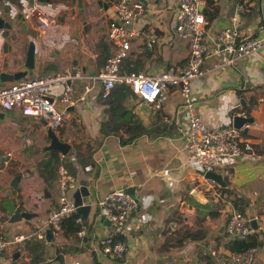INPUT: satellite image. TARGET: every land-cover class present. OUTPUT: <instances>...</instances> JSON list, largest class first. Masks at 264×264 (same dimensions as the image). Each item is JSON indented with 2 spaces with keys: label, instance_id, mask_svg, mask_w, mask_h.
<instances>
[{
  "label": "crops",
  "instance_id": "obj_1",
  "mask_svg": "<svg viewBox=\"0 0 264 264\" xmlns=\"http://www.w3.org/2000/svg\"><path fill=\"white\" fill-rule=\"evenodd\" d=\"M135 1L141 5L136 26L142 34L132 39L121 70L152 73L184 66L188 43L174 33L178 0ZM239 1L204 0V40L210 50L216 46L217 34L228 25H234L240 36L264 34V0H250L242 12L236 9ZM31 2L0 0L1 16L18 30V15ZM39 5L53 22L40 29L27 21L28 35L16 44L10 42L12 51L1 49L2 38L10 34L3 29L0 49L7 69L27 70L25 76L64 68L87 74L99 71L109 55L106 31L114 15L111 4L103 0H40ZM153 31L157 38L149 45L145 34ZM15 34L18 36V31ZM29 39L35 43L33 68L24 64ZM223 54L231 52L211 51L204 57V73L189 81V89L194 110L207 124L232 125V116L246 108L245 115L253 117L242 137L252 143L256 152L223 158L215 170L222 174L224 183L206 181L200 165L189 158L185 148L188 111L177 87H170L161 106L156 107L132 91L121 104L117 92L103 98L102 86L96 82L73 108L69 106L67 117L55 132L71 144L67 154L73 160L76 188L84 181L90 185L86 243L64 228L50 239L46 230L45 238L38 237L37 229L43 226L47 210L56 204L58 194L56 180L51 178L53 172L44 170L40 162L49 138L39 116L23 114L19 109H0V147L11 151V157L0 167V231L7 238L17 233L29 235L19 243L7 244L2 264H31L24 248L28 243L44 245L39 264H218L220 257L201 255L200 249L204 243L212 242L224 253L230 252V237L225 232L226 201L235 196L247 202L243 213L256 217L260 231L256 262L264 264V47L232 63H223ZM81 92L82 86L78 85L74 94L79 96ZM110 103L129 111L143 132L131 137L125 125L113 128ZM119 121L123 118L119 117ZM86 143L92 145L90 168L79 162L73 152V145H80L78 150L84 153ZM31 144L36 149H30ZM15 173H20L17 187L8 193ZM118 187H131L137 197V206L126 223L128 252L123 259L97 257L93 248L98 246V238L108 232L109 224L95 217L94 202ZM194 189L202 199L193 193ZM17 205L32 216L13 222L3 220L12 215Z\"/></svg>",
  "mask_w": 264,
  "mask_h": 264
},
{
  "label": "built area",
  "instance_id": "obj_2",
  "mask_svg": "<svg viewBox=\"0 0 264 264\" xmlns=\"http://www.w3.org/2000/svg\"><path fill=\"white\" fill-rule=\"evenodd\" d=\"M109 2L114 15L107 23V37L109 39V55L99 71L87 74L79 70L64 68L52 73L35 72L30 76L5 81L0 84V109H19L23 114L42 116L47 119L46 127L57 129L68 115L69 106L83 99L94 87L96 82L102 86L101 96L109 97L113 88L118 84H126L140 99L160 107L166 98L169 88L177 87L183 105L188 111L189 130L185 148L189 158L195 160L201 167L202 176L206 181L215 182L213 178L205 177V172L215 170L223 158L254 155L256 150L251 142L242 137V129L233 125L205 123L194 110V99L189 89V81L201 76L202 61L211 51L231 52L223 54V63H232L235 58L258 51L264 47V34L257 36H240L234 25L224 27L216 37V46L209 49L204 32L207 19L200 8L204 0H178L177 15L174 33L178 39L188 43L187 63L177 69H161L152 73L143 69L122 71L120 66L128 55L132 39L141 36L136 26V19L141 5L135 0H103ZM250 0H240L236 9L242 12ZM40 0H32L23 11L24 18L43 29L53 22L39 5ZM2 10L0 9V16ZM149 45H152L157 35L153 32L145 34ZM221 46V48H218ZM2 51L0 49V69L2 66ZM264 67V55L262 56ZM82 86V92L75 96V89ZM59 103V104H57ZM244 114V111L240 112ZM246 122L242 127L249 126ZM24 140L29 141L28 137ZM11 157V151H7ZM62 155V154H61ZM88 167H93L88 165ZM56 204L47 210L43 226L37 229L39 238H45V230L49 228L52 235L62 231L61 220L77 210L72 197V191L77 186L75 176L67 166L59 164L56 169ZM228 204L225 232L229 237L245 238L254 233L250 220L256 218L236 209L227 199ZM95 217L104 216L108 219V232L98 238V246L93 248L96 256H105L114 259H123L128 252V244L124 239L128 211L137 206L136 198L126 190L118 187L108 191L102 198L94 202ZM78 223L75 237L79 242L86 243L88 224L82 216L76 218ZM29 235L14 234L7 238L0 231V264L4 261V251L7 244L19 243L28 239ZM256 245L249 246L242 251L224 253L215 247L212 242H206L200 249L201 255L220 257L218 264H258L256 262ZM93 251V249L90 247Z\"/></svg>",
  "mask_w": 264,
  "mask_h": 264
},
{
  "label": "water",
  "instance_id": "obj_3",
  "mask_svg": "<svg viewBox=\"0 0 264 264\" xmlns=\"http://www.w3.org/2000/svg\"><path fill=\"white\" fill-rule=\"evenodd\" d=\"M200 8L202 9L203 5H201ZM18 18L20 19L19 29L15 30L14 25L10 21H7L2 16H0V38L3 36V29H7L10 31V34L8 36L2 38L1 49L3 50V52L4 51H12L11 50L12 45H8L10 42H13L14 44H16L19 41L21 42V40H22L21 37H25L26 35H28V32H29V29L27 26L28 22L24 18L23 12L19 13ZM17 31L19 33L18 36L15 34V33H17ZM26 42H27V48H26L24 64H25V66H27L29 68H33L34 67V59H35V43L32 39H29ZM26 73H27V70L18 69L15 71H11V70L7 69L6 57H4L3 62H2V66L0 69V84H3L7 80H13V79H18V78L24 77L26 75ZM241 106H243V105H241ZM70 108H73V107L70 106ZM2 114L3 113L0 110V117L2 116ZM39 118L41 119L42 124L45 125L47 122V119L42 117V116H39ZM252 121H253V117L247 116V115H244L241 113H236L232 116V125L235 127L241 128L242 131H244V132L247 130L248 126H244V127H242V126L246 122H252ZM46 134L49 138V142L45 146V148L56 149L62 155H65L69 152L71 144L69 142L65 141L63 138L59 137L54 129H52L50 127H46ZM8 159H9V157L7 155V151L5 149H2V147H0V167L4 162L8 161ZM205 177H210L219 183H224L223 178H222V174H220L217 170L206 171ZM19 178H20V173H15L11 177V179L9 181L8 193H11L12 189H15L17 187ZM126 190L129 191L135 197L134 189H132L131 187H127ZM193 193L195 195H197L198 197H200V199H202V197L197 192V190L194 189ZM89 195H90V185L87 181L82 182L78 186V188H76L74 190V192L72 194L74 202L77 205V210L81 213V216L86 221H87V216L89 214V211L91 209L90 203L89 202L86 203L87 197H89ZM135 198H137V197H135ZM130 213H131V211H128L127 215L129 216ZM30 216H32V213L27 212L25 210H21L20 207L17 205L14 208V212L12 213V215H10L9 217H3L2 219L7 220L9 222H13V221L21 219L22 217L27 218ZM101 218H103L105 220V222L109 224L108 219L104 218L103 215H101ZM250 223L254 228H258L256 218H252L250 220ZM46 237H47V239H50L52 237V233H51V230L49 228L46 229ZM16 254H18V252H16L15 255Z\"/></svg>",
  "mask_w": 264,
  "mask_h": 264
},
{
  "label": "trees",
  "instance_id": "obj_4",
  "mask_svg": "<svg viewBox=\"0 0 264 264\" xmlns=\"http://www.w3.org/2000/svg\"><path fill=\"white\" fill-rule=\"evenodd\" d=\"M114 92L118 93V104H121L125 95L127 93H130L131 90L130 87L126 84H118L113 88L110 95L111 94L113 95ZM110 104L111 106L109 105L110 106L109 110L111 109V112L114 116V119L112 117L114 121L112 126L113 128L117 130L121 125H125L131 137L143 132L144 128H140V125L136 123L138 122V119L133 118V115L130 114L129 111L121 109L116 104L113 103ZM247 112L248 110L246 108L244 110V113L248 114ZM119 117L123 118L122 122L119 121ZM242 134L244 135L246 133L242 131ZM91 146H92L91 144L86 143V151L82 153L78 150L80 145H73L74 149L76 150V152L73 151L75 154V158L78 159L79 162L83 163L85 167H87L88 165L93 166ZM42 153H44V155L40 162L43 165L44 170L53 172L51 178L54 177V179L56 180L57 178L56 169L57 166L61 163L67 166L71 173L73 172V160L70 159L69 154L61 155V153L56 149H45L42 151ZM229 201L236 209L240 210L241 212L245 211L247 202L244 199L235 196L231 198ZM78 216H81V213L78 210H76L72 214L63 217L61 220L62 230L64 228V231L65 230L70 231L71 233L74 234L78 228V223L76 222V218ZM189 236L194 237L193 234H189ZM259 236H260V231L256 230L254 233H252L251 235L245 238L230 237L227 242V247L230 251L234 252V251H242L249 246H253V245L258 246L260 242ZM24 248L26 250L27 255L30 258L29 262L31 264H39L41 261H43L41 254L43 252L42 250L44 248V245H42L41 243H35L34 246H31L30 243H28L25 245Z\"/></svg>",
  "mask_w": 264,
  "mask_h": 264
},
{
  "label": "rangeland",
  "instance_id": "obj_5",
  "mask_svg": "<svg viewBox=\"0 0 264 264\" xmlns=\"http://www.w3.org/2000/svg\"><path fill=\"white\" fill-rule=\"evenodd\" d=\"M37 147H38V146H37ZM29 148L33 150V149L35 148V147H34V144H31V145L29 146ZM35 149H36V148H35ZM36 152H39V150L36 151Z\"/></svg>",
  "mask_w": 264,
  "mask_h": 264
}]
</instances>
